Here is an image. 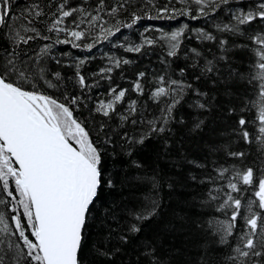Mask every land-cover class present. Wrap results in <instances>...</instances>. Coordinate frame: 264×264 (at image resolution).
Here are the masks:
<instances>
[{
	"label": "snow or ice",
	"instance_id": "6c2138e0",
	"mask_svg": "<svg viewBox=\"0 0 264 264\" xmlns=\"http://www.w3.org/2000/svg\"><path fill=\"white\" fill-rule=\"evenodd\" d=\"M0 264H264V0H0Z\"/></svg>",
	"mask_w": 264,
	"mask_h": 264
},
{
	"label": "trees",
	"instance_id": "16d2710c",
	"mask_svg": "<svg viewBox=\"0 0 264 264\" xmlns=\"http://www.w3.org/2000/svg\"><path fill=\"white\" fill-rule=\"evenodd\" d=\"M139 23H140V26H143V25L149 24V23L156 24V25H160V26H163L166 31H170L171 30L168 27V25H170V24L172 26H178L176 21H155V20H153V21H147V20H145V21H141ZM122 31L125 32L130 39L134 38L136 36V34H137L135 27L132 30L124 29ZM96 63H99V61L95 62L93 65H91V67L94 68L96 66ZM192 151L193 152L197 151V149L195 148V145L192 146ZM167 170L170 171L173 174H178V173L182 172V170L175 169V168H168ZM190 193H191V190L190 189L177 187V190L173 194V197H172L173 204H176L180 199H183L187 195H190Z\"/></svg>",
	"mask_w": 264,
	"mask_h": 264
}]
</instances>
